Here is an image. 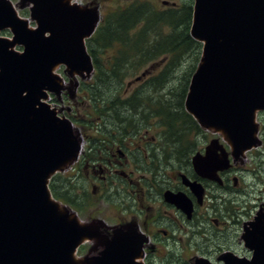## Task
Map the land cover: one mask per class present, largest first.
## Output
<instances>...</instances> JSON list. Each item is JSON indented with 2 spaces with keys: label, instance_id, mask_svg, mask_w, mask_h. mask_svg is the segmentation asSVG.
<instances>
[{
  "label": "water",
  "instance_id": "water-1",
  "mask_svg": "<svg viewBox=\"0 0 264 264\" xmlns=\"http://www.w3.org/2000/svg\"><path fill=\"white\" fill-rule=\"evenodd\" d=\"M72 1L21 0L22 6L31 4L34 28L12 0H0V32L13 35L0 36V264H142L136 261L140 242L121 231L102 243L98 255L77 257L78 247L95 239L97 228L82 223L49 188L51 177L78 158L82 139L46 101L49 92L60 95L64 88L55 70L64 65L70 78H85L94 69L85 39L99 17ZM190 34L203 48L185 108L201 126L221 134L238 158L261 145L264 0H194ZM193 162L199 174L219 179L217 171L230 159L219 138H213L206 154L195 155ZM188 183L193 190L200 186ZM184 197L166 193V199L190 209ZM248 239L252 259L235 264H264L263 211Z\"/></svg>",
  "mask_w": 264,
  "mask_h": 264
},
{
  "label": "flooded vegetation",
  "instance_id": "flooded-vegetation-1",
  "mask_svg": "<svg viewBox=\"0 0 264 264\" xmlns=\"http://www.w3.org/2000/svg\"><path fill=\"white\" fill-rule=\"evenodd\" d=\"M103 24L106 21L102 19L96 31ZM92 58L94 79L99 69ZM168 63L166 58L153 60L121 92L115 87L124 102L91 100L100 108L101 102L108 104L105 109L92 108L84 117L76 108L84 97L85 80L81 79L74 91L68 85L72 79L65 75L61 94H50L52 104L65 108L61 113L82 138L80 155L64 177L78 180L83 190L73 199H63V204L75 211L82 223L97 225L98 234L111 237L121 231L134 235L133 240L141 246L136 261L142 264L250 260L254 251L248 246V231L264 212V197L251 195L254 187L244 186L247 172L254 171L247 168L245 158L257 148L236 158L221 134L203 129L194 118L180 116L178 102L167 99L176 97L181 103L180 91L187 85L182 99L185 108L188 83L168 88ZM213 138H219L230 159L227 168L217 171L219 179L199 174L193 162L195 155L206 154ZM184 178L200 186H195V191ZM167 192L169 196L182 193L190 209L166 199ZM67 195L70 197L68 190ZM101 250L96 239L87 240L77 255H98Z\"/></svg>",
  "mask_w": 264,
  "mask_h": 264
},
{
  "label": "trees",
  "instance_id": "trees-1",
  "mask_svg": "<svg viewBox=\"0 0 264 264\" xmlns=\"http://www.w3.org/2000/svg\"><path fill=\"white\" fill-rule=\"evenodd\" d=\"M159 9L161 8H153L146 0H135L124 6L118 5L114 11L112 10L111 15L105 19L106 24H103L96 34L89 39L88 46L97 61L99 69L98 74L89 84V96L91 99H104L105 102L111 99L124 102L125 99H121L118 95L116 96V93L112 98L101 96L100 92L102 90L100 86L103 84L107 86L111 82L110 78L112 76L118 79V77L122 78L128 74L134 69H131L133 65L131 60L135 58L138 63L134 67L150 60H156L160 56L169 55L167 66L173 70L176 63L180 60V55H188L189 50L192 49L194 51L193 58L195 57V59L193 64L191 63L189 66L191 70L194 68L192 72L195 70L202 44L193 39L189 33L193 13V0H184L182 3H177L175 7L170 4L163 10ZM137 25H140V27L137 28ZM152 28L155 30L153 38H151L150 34ZM131 30H133V33ZM115 42L120 44V48L115 50L116 53L112 54L113 56L105 67L100 61L97 48L98 46L102 48L101 52L104 53L105 50L113 47ZM189 80L187 81L188 83ZM186 87L187 85L180 91L181 103L180 99H176V97L167 99V101H177L179 104L177 106L180 112L179 115L193 118L186 112L182 103ZM107 104L105 103L101 108L98 104L93 105V107L99 110L105 109ZM119 106H123V104H119ZM180 131H183V129L180 128ZM63 178L64 175L62 173H57L53 176L50 182L52 193L61 201L63 199H73L76 195L70 193V197H68V188L64 189L63 185L65 182L72 180L68 179V181H65Z\"/></svg>",
  "mask_w": 264,
  "mask_h": 264
},
{
  "label": "rangeland",
  "instance_id": "rangeland-1",
  "mask_svg": "<svg viewBox=\"0 0 264 264\" xmlns=\"http://www.w3.org/2000/svg\"><path fill=\"white\" fill-rule=\"evenodd\" d=\"M12 1L14 3L18 13L22 17L29 18L31 21L30 24L35 26L36 23L33 22V20H31V18H30L31 4L26 3V4H24V6H22L21 0H12ZM76 1L79 2L82 6H85L87 9L94 10L96 12V14H98L99 21L102 19L105 21V19L108 18L111 15V13L115 10V7H117L118 5L119 6L129 5L132 1H135V0H73L72 2L75 3ZM146 1L149 2L153 8H156V9H157V7L161 8L159 10H163L169 6V5L163 3V1H165V0H146ZM167 1H169L168 4H171V6L175 7V6H177V3L178 4L182 3L184 0H167ZM173 2H176V4ZM193 4H194V0H193ZM102 23H103V21H102ZM138 27H140V25H137V28ZM190 27H191V25H190ZM132 31L133 30H131V32ZM4 33L7 34V36L12 35L9 30L5 31ZM189 33H190V30H189ZM150 34H151V38H153L155 35L154 28H152V30L150 31ZM146 40L149 41L148 39H146ZM16 48L22 49L19 47H16ZM118 48H120V44L118 42H115L113 47L105 50V52L102 53L101 52L102 48H100L98 46V48H97L98 53H99L98 55H99L101 63L105 67L107 66L110 58L113 56L112 54H115L116 53L115 50ZM202 48H203V44H202ZM193 53H194V51L191 49V50H189L188 55H180V60L176 63L173 70H171L170 67H168L166 65L168 68V71H169V80L165 81V84L168 88H178L179 85H181L183 83L184 84L188 83L187 82L188 79H191L192 74L194 73L198 64L200 63L201 56H202V49H201V53L199 54V61L196 65V68L192 72V70L194 68L191 70L189 65H191V63L193 64V60L195 59V57L193 58ZM133 56H135V55H133ZM168 57H169V55H166V56L164 55L162 57L161 56L158 57V59H156V60L160 61L162 58H164V60L166 58V60H167ZM156 60H154V61H156ZM131 61L133 62L131 69L132 68H134V69L133 70L130 69L131 71L128 72V74L124 75L122 78L118 77V79H116L114 76H112L110 78L111 82L107 86L105 84L100 86V89L102 90L100 92L101 96L104 95L105 97L112 98L113 96H115V93L117 96L118 91L121 92V89H123L130 80L135 78L137 76V74H139L143 69L149 67L148 65L153 63V60H150V61L143 63L142 65L138 64L136 67H134V65L136 63H138V61L136 58L132 59ZM159 67H160V65H159ZM63 68H64L63 66L58 68V72H60L62 75H63ZM79 77H80V79H79ZM71 79L72 80L69 82L68 85H70L71 87H74V91H76L75 89H77L79 84L81 83V81H80L81 79L86 81V83H84V86H83L84 92H81V95L82 96L84 95V97H82V98L80 97L78 106L76 108V110L79 111L78 115L84 117L90 113L92 108H96V107H93V103L91 102V100H93V99H91L89 96V91H90L89 90V87H90L89 84L93 79H91V76L82 78L78 74L76 75V77H71ZM189 82H190V80H189ZM188 84H190V83H188ZM120 85H123V86H120ZM115 87H118L117 92L115 91L116 90ZM109 100H111V99H109ZM98 101H104V99L98 100ZM101 105L104 106L105 103L101 102ZM53 106H55L59 110L60 114H61V110L65 111V108L61 107V105L56 106L55 104H53ZM98 106H99V104H98ZM259 120H260V123H259L258 136H259L260 140L262 141V144L257 147V150H254L253 152L248 153V158H245V160L247 162V165H246L247 168L250 170L252 169L254 171H253V174L251 172H247L246 181L244 183V186H245V188L250 187V186L254 187V190H251V195L264 197V112H261V117L259 116ZM197 124L200 127H202L203 129H206L205 127L201 126L198 123V121H197ZM206 130H208V129H206ZM208 131L213 132L212 130H208ZM63 179L65 181L68 180L65 177ZM63 185H64V189H66V187H67L68 190L70 191V193H73L76 196H77V194L82 193L83 185H82V183H79L78 180L65 182V184H63ZM244 197H245V195H244ZM246 197L249 198V196H246ZM252 199H254V198H252ZM254 201L256 203L259 202V200H254ZM248 206H249V203H248ZM95 226L98 229V226L97 225H95ZM113 236H114V234L110 237L109 235H106V234H98L97 233V235L94 238L98 241V244H100L101 248L103 249L102 243L105 240H109V238H112ZM95 239H91V240H95ZM88 256H93V255L90 254ZM88 256H86V257H88ZM78 257L84 258L85 256H83V257L78 256Z\"/></svg>",
  "mask_w": 264,
  "mask_h": 264
}]
</instances>
